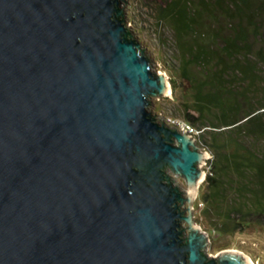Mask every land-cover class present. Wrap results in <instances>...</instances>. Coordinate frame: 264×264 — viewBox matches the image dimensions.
Wrapping results in <instances>:
<instances>
[{"label":"water","instance_id":"1","mask_svg":"<svg viewBox=\"0 0 264 264\" xmlns=\"http://www.w3.org/2000/svg\"><path fill=\"white\" fill-rule=\"evenodd\" d=\"M124 2L0 0V264H251L207 253V154L150 108Z\"/></svg>","mask_w":264,"mask_h":264},{"label":"trees","instance_id":"2","mask_svg":"<svg viewBox=\"0 0 264 264\" xmlns=\"http://www.w3.org/2000/svg\"><path fill=\"white\" fill-rule=\"evenodd\" d=\"M156 8L157 21L174 31L191 86L182 118L212 154L198 198L215 217L212 234L264 224V0H160Z\"/></svg>","mask_w":264,"mask_h":264},{"label":"rangeland","instance_id":"3","mask_svg":"<svg viewBox=\"0 0 264 264\" xmlns=\"http://www.w3.org/2000/svg\"><path fill=\"white\" fill-rule=\"evenodd\" d=\"M158 1L160 0H127V4L125 5L124 2L121 4V7L123 9L125 26L126 28H131L128 31L133 35L132 38L150 56L155 66L154 71L163 74L167 79L169 91L165 95L152 97L150 106L157 115L160 114L162 116L163 121L166 123L167 117L183 120L182 103L187 102L189 104L192 95L189 81L181 75L183 56L181 49L175 42L174 31L168 23L157 21L156 6ZM210 25L212 28H218V26L223 28L226 26L220 22H211ZM227 30L226 33L228 32ZM260 45L259 42H255L252 49H257ZM188 70L191 72L192 77L199 78V69L194 65L188 66ZM189 111L193 113L192 110ZM197 132L199 133V131ZM198 133L194 136L196 143L207 153L206 160L201 166L205 178L208 169L207 161L212 158V154L203 144H200ZM174 179L182 190H186L184 181L180 177L174 176ZM203 180L199 184L192 206L196 225L208 237V244L206 246L208 255L215 256L221 251L232 250L239 252L252 264H264L263 222L246 223L239 231L230 234H212L213 228L215 229V217L212 213H209V215L204 214L203 208H205V203L198 200L200 191L204 190L202 185ZM182 196L185 197V194H182ZM185 207L186 202L182 205L183 209Z\"/></svg>","mask_w":264,"mask_h":264},{"label":"built area","instance_id":"4","mask_svg":"<svg viewBox=\"0 0 264 264\" xmlns=\"http://www.w3.org/2000/svg\"><path fill=\"white\" fill-rule=\"evenodd\" d=\"M166 123L168 125L174 126L177 130H180V132L190 134L193 137L195 136V134L198 133L196 130H194V128L189 123L181 119L167 117Z\"/></svg>","mask_w":264,"mask_h":264},{"label":"bare ground","instance_id":"5","mask_svg":"<svg viewBox=\"0 0 264 264\" xmlns=\"http://www.w3.org/2000/svg\"><path fill=\"white\" fill-rule=\"evenodd\" d=\"M167 91H169V90H167ZM180 131V130H179ZM252 264V263H251Z\"/></svg>","mask_w":264,"mask_h":264}]
</instances>
